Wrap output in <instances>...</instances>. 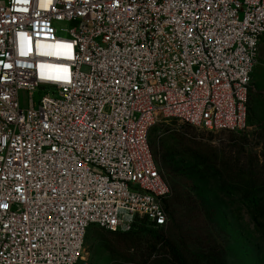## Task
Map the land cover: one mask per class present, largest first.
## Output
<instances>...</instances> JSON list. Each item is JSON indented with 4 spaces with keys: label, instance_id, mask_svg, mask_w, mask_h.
Listing matches in <instances>:
<instances>
[{
    "label": "built area",
    "instance_id": "built-area-1",
    "mask_svg": "<svg viewBox=\"0 0 264 264\" xmlns=\"http://www.w3.org/2000/svg\"><path fill=\"white\" fill-rule=\"evenodd\" d=\"M263 34L264 0H0V264L163 226L151 129H244Z\"/></svg>",
    "mask_w": 264,
    "mask_h": 264
},
{
    "label": "trees",
    "instance_id": "trees-1",
    "mask_svg": "<svg viewBox=\"0 0 264 264\" xmlns=\"http://www.w3.org/2000/svg\"><path fill=\"white\" fill-rule=\"evenodd\" d=\"M176 135L180 140L176 148L156 153L150 147L169 178L170 192L163 202L166 223L154 226L137 219L127 232L105 231L113 235H141L128 248L132 249L128 256L134 264H224L226 249L213 234L217 211L198 194V185L213 177L216 189L233 192L246 204L253 219L264 216V127L257 134L260 152L242 163L240 158L217 163V156H212L209 146L184 132Z\"/></svg>",
    "mask_w": 264,
    "mask_h": 264
},
{
    "label": "rangeland",
    "instance_id": "rangeland-1",
    "mask_svg": "<svg viewBox=\"0 0 264 264\" xmlns=\"http://www.w3.org/2000/svg\"><path fill=\"white\" fill-rule=\"evenodd\" d=\"M57 35L65 34L58 31ZM20 99L21 105L26 106L25 92H20ZM38 99L39 95L34 94L35 106ZM246 106L247 123L245 128L238 132H210L179 122L161 120L151 129L149 145L156 153L161 149L171 150L180 142L176 134L184 132L187 137H194L196 141L209 146L212 156H217V163L235 158H240L242 163L259 153L257 134L264 127V36L257 49ZM161 172L170 192L168 175L162 169ZM197 191L201 198L206 199L208 205L217 211V226H213V234L219 237L218 241L226 249L224 264H264V216L253 219L246 204L239 201L233 192L216 189L213 177L202 180ZM125 234L113 235L96 226L89 228L84 240L82 264H134L128 256L132 249L128 248L131 242L135 238L139 240L141 235ZM112 244L118 248L111 246Z\"/></svg>",
    "mask_w": 264,
    "mask_h": 264
}]
</instances>
